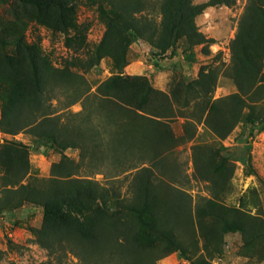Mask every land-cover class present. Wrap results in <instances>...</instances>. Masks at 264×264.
Returning a JSON list of instances; mask_svg holds the SVG:
<instances>
[{
  "label": "trees",
  "instance_id": "trees-1",
  "mask_svg": "<svg viewBox=\"0 0 264 264\" xmlns=\"http://www.w3.org/2000/svg\"><path fill=\"white\" fill-rule=\"evenodd\" d=\"M22 1L68 12L76 0ZM235 3L107 0L109 8H100L107 31L85 70L110 57L120 72L100 83L93 94L81 88L86 82L79 81L69 66L54 67L38 45L24 46L25 65L0 51V82L8 84L2 131L10 135L27 131L49 148L80 150L77 163L64 157L53 165L52 178L43 187H33L23 183L31 170L27 148L4 145L11 154L0 164L5 170L0 214L25 203L42 206L43 224L32 230L35 243L60 260L71 253L79 264H157L173 249L190 259L200 241L212 257L222 252L225 236L233 232L241 233L245 246L256 248L263 260V219L220 201L232 167L217 162L211 150L192 146L195 178L210 183L215 193L200 197L195 205L165 167L175 148L194 140L198 124L204 123L220 140L241 122L259 125L249 110L264 102V0L247 1L230 42L224 73L235 82L236 93L214 100L218 71L211 65L171 94L154 88L145 76L122 72L137 39L147 42L159 57L176 56L182 39L186 52L202 46V53L209 55L215 39L200 30L196 19L209 7ZM9 44L21 45L22 39L0 31V46ZM74 87L75 96L70 93ZM59 90L61 98L56 97ZM54 99L63 108L54 106ZM79 101L82 110L71 112ZM175 117L186 120L181 137L171 128ZM97 175L103 176L101 181ZM186 228L198 233L188 244L181 237Z\"/></svg>",
  "mask_w": 264,
  "mask_h": 264
},
{
  "label": "rangeland",
  "instance_id": "rangeland-1",
  "mask_svg": "<svg viewBox=\"0 0 264 264\" xmlns=\"http://www.w3.org/2000/svg\"><path fill=\"white\" fill-rule=\"evenodd\" d=\"M206 1L208 0H195V3ZM247 1L236 0L231 7H209L196 19L200 30L215 39V43L209 46V55L202 53V46L186 52L187 44L182 39L176 56L159 57L147 42L137 39L129 47L123 74L145 76L154 88L171 94L177 92L183 83L196 79L203 66L211 65L218 71L214 100L236 93L235 82L224 72L230 63V42L235 37L238 21ZM70 8L72 11L63 12L54 7L25 3L22 0H0V31L22 39L21 45L0 46V51L4 55L16 56L19 63L25 65L27 51L24 46L38 45L54 67L69 66L79 77V81L86 82L81 88L87 90L88 94H93L100 83L120 72L110 57L102 58L98 66L85 70L95 47L100 44L107 31L106 20L100 13V8L108 9L109 6L107 0H76ZM7 88V83L0 82V123L2 107L8 96ZM75 90V87L70 89L71 95H76ZM61 92L62 90L55 92L57 98H61ZM52 103L58 109L63 108L59 107L56 99ZM175 108L179 109L177 105ZM69 110L80 112L82 101L72 105ZM249 111L259 118V125L253 127L241 122L225 140L215 136L204 123L198 124L194 140L179 145L171 153L166 161L165 172L181 182L182 185L174 183V186L181 185L191 195L193 205L200 197L214 196L210 183L195 178L192 146H203L207 148L206 152L211 150L216 154L217 162H223L234 169L233 176L220 197L221 203L238 207L264 221V129L261 125L264 123V102L253 105ZM185 123L186 120L182 117H175L171 122L176 137L183 135ZM7 143L21 144L27 148L31 170L23 183L33 187H43L44 181L52 178L53 165L64 157L75 163L80 160L78 149L60 151L49 148L50 144L47 146L40 143L27 131L10 135L4 133L0 126L1 165L7 155L11 154L3 149ZM1 165L0 193L5 174ZM102 177L97 175L96 179L101 181ZM43 219V207L34 203L6 209L0 214V264H79L71 253L62 256L60 260L35 243L32 230L41 228ZM181 237L188 244L198 237V233L196 229L186 228L181 231ZM202 248L200 241L198 250L190 251V259L182 257L173 249L157 264H203V261L207 264H264V259H259L256 248L246 247L243 235L238 232L225 236L222 252L219 254L210 257Z\"/></svg>",
  "mask_w": 264,
  "mask_h": 264
}]
</instances>
